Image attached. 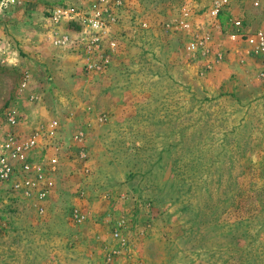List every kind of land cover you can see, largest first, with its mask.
Returning <instances> with one entry per match:
<instances>
[{"label": "rangeland", "instance_id": "obj_1", "mask_svg": "<svg viewBox=\"0 0 264 264\" xmlns=\"http://www.w3.org/2000/svg\"><path fill=\"white\" fill-rule=\"evenodd\" d=\"M93 1L0 4V123L9 107L24 131L60 123L43 212L0 184V264H264V62L212 0H113L114 58L88 72L83 26L51 11ZM253 2L231 12L264 30ZM180 20L210 34L205 54Z\"/></svg>", "mask_w": 264, "mask_h": 264}, {"label": "built area", "instance_id": "obj_2", "mask_svg": "<svg viewBox=\"0 0 264 264\" xmlns=\"http://www.w3.org/2000/svg\"><path fill=\"white\" fill-rule=\"evenodd\" d=\"M16 0H0L1 5L13 4ZM237 0H212L207 14L209 19L219 23L223 13L232 15L228 17L227 37L235 43V48L246 50L247 54L260 58L264 62V30L247 28L242 20L233 16L230 5ZM254 6L259 5V0H254ZM113 0H94L87 7L80 9L74 7H57L53 9L51 21L77 20L81 23V36L77 37L82 43L81 50L85 69L88 72L99 74L105 71L112 63L116 47L115 40L111 37V25L115 23ZM113 10V11H112ZM214 24V23H212ZM179 28L189 31L190 38L187 49L203 55L209 49L210 34L205 31L192 29L191 23L180 20ZM203 32V33H202ZM68 35L63 36L60 43L68 41ZM218 59L222 53H218ZM26 87V76L22 82ZM30 99H34L30 95ZM16 107H9L4 113L0 123V184L8 186L17 195L30 200L38 207V212H43L44 201L48 198L54 181L51 178L53 171L59 164V148L50 149L46 142L49 137H56L60 130V123L55 118L41 121L31 130L24 131V122ZM84 137L80 132L72 137L80 141ZM75 222L80 223L85 214L75 209L72 214Z\"/></svg>", "mask_w": 264, "mask_h": 264}]
</instances>
